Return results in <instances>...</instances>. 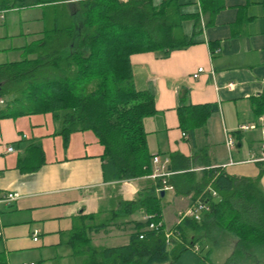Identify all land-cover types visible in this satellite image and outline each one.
<instances>
[{"label": "crops", "instance_id": "crops-1", "mask_svg": "<svg viewBox=\"0 0 264 264\" xmlns=\"http://www.w3.org/2000/svg\"><path fill=\"white\" fill-rule=\"evenodd\" d=\"M191 1L183 12L198 13L199 26L190 16L182 29L193 44L167 57L152 52L130 57L135 88L154 95L155 113L143 120L150 156L161 160L168 178L194 173L193 184L188 185V176L177 177L176 188L162 190L161 221L167 231L211 191L208 186L194 199V184L208 171L256 181L264 195V115L255 113V101L264 96V0H205L206 11L201 0ZM32 9L0 12V65L31 56L28 48L44 28L41 9ZM29 12L36 17L23 19ZM199 68L203 71L197 74ZM186 105L210 110L192 134L179 124L178 109ZM57 131L50 114L0 119V195H17L0 204V264H83L70 244L77 231L93 229V246L118 247L128 243L134 222L146 218L135 210L123 219L125 226H112L122 221L114 215L122 203L137 200L160 179L152 178L153 160L149 174L120 179L91 131L71 134L66 147ZM173 157L188 159L187 169L173 172ZM207 211L199 213V221ZM197 237L195 249L176 264H202V259L213 264L215 237L230 242L227 260L238 241L217 227Z\"/></svg>", "mask_w": 264, "mask_h": 264}, {"label": "trees", "instance_id": "trees-1", "mask_svg": "<svg viewBox=\"0 0 264 264\" xmlns=\"http://www.w3.org/2000/svg\"><path fill=\"white\" fill-rule=\"evenodd\" d=\"M192 3L0 0V12L41 9L44 24L41 38L28 48L31 56L0 65V119L50 114L58 123L56 134L64 147L71 134L91 131L103 147L102 158L118 178L149 174L154 157L148 152L143 120L155 113L154 95L135 88L130 57L148 52L167 57L193 44L185 41L182 29L190 16L199 26L198 13L183 12ZM204 4L201 0L206 11ZM178 112L181 129L192 134L205 123L210 110L186 105ZM255 113L264 115V96L255 101ZM179 167L187 169L188 159L173 157L171 169L176 173ZM184 176L191 179L188 185L194 183V173L163 177L137 200L122 203L114 214L122 221L112 226H125L123 219L135 210L141 209L146 215L144 221L134 222L126 245L93 246V229L86 228L71 237L74 255L84 257L83 264H176L184 253L195 249L198 233L217 227L238 238L225 264L252 258L255 262L256 255L264 252V195L256 181L206 172L201 183L194 184V199L210 187L200 199L210 220L185 217L167 231L161 221V191L167 186L176 188L174 179ZM150 224L155 228L150 229ZM166 231L173 235L166 237ZM202 264H206L203 259Z\"/></svg>", "mask_w": 264, "mask_h": 264}, {"label": "built area", "instance_id": "built-area-1", "mask_svg": "<svg viewBox=\"0 0 264 264\" xmlns=\"http://www.w3.org/2000/svg\"><path fill=\"white\" fill-rule=\"evenodd\" d=\"M202 71H203V69L199 68L197 74L201 73ZM197 74L194 75V78H196L198 76ZM2 104H3V100L0 99V105H2ZM249 128L253 129L254 127L253 126L252 127H246V126L242 127L243 130H247ZM233 144H234L233 140L229 136L227 139V145L229 147H232ZM7 151L11 152V151H13V149L11 147H9V148H7ZM153 164H155V166H154V173L152 175V178H163V177H166L168 175V173L163 172V163H161V160L157 156H155L153 158ZM163 183H165V182H163ZM16 197H17V195H12V194L0 195V204L10 202V201L14 200ZM205 209H206L205 205L199 200L197 202L196 208L194 210L193 209L188 210L183 216L184 217L189 216V217H193L196 220H200L199 213ZM0 226H1V224H0ZM149 228L153 229V228H155V226L153 224H150ZM171 235H173V234L167 233L166 237H169Z\"/></svg>", "mask_w": 264, "mask_h": 264}, {"label": "rangeland", "instance_id": "rangeland-1", "mask_svg": "<svg viewBox=\"0 0 264 264\" xmlns=\"http://www.w3.org/2000/svg\"><path fill=\"white\" fill-rule=\"evenodd\" d=\"M33 9L30 11H38L36 8H33ZM36 15H37V12H29L28 14L27 13L25 14L23 19L35 18ZM36 25H37V23L34 24L35 27H37ZM215 239H217V238L215 237L212 239V241H210V243H212V244H214V242H217L214 244V245L217 244V247L216 246L213 247L214 248L213 249V256L210 257V260L213 264H224V262L226 261V258H227L226 256H227V250H228L227 249L228 243L230 244V242L216 241ZM231 255H232V252H231ZM255 258H256L255 261H257L258 263L253 262V258H252L251 260H248V261H242V263H240V264H244V262L248 263V264H264V252L258 253ZM180 263L184 264V262H180Z\"/></svg>", "mask_w": 264, "mask_h": 264}, {"label": "water", "instance_id": "water-1", "mask_svg": "<svg viewBox=\"0 0 264 264\" xmlns=\"http://www.w3.org/2000/svg\"><path fill=\"white\" fill-rule=\"evenodd\" d=\"M161 195H163V191H161Z\"/></svg>", "mask_w": 264, "mask_h": 264}]
</instances>
